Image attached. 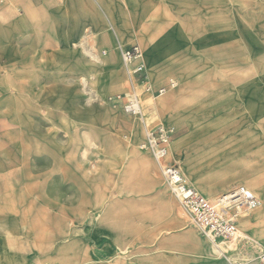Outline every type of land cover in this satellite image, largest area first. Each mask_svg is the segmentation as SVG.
<instances>
[{
    "label": "rangeland",
    "instance_id": "obj_1",
    "mask_svg": "<svg viewBox=\"0 0 264 264\" xmlns=\"http://www.w3.org/2000/svg\"><path fill=\"white\" fill-rule=\"evenodd\" d=\"M262 4V0H240L239 3L222 0L218 7L210 4L206 10L211 18L216 14L217 25L190 23L192 29H223L227 35L216 47L220 56L216 66L203 62L192 86L182 93L183 97L195 93L210 99L213 104L212 92L216 90L227 94L224 97L230 100L235 97L231 93L244 87L247 78L251 77L253 85L258 86L257 78L264 76V70L253 69L247 64L239 29L242 26L246 32H252L255 40L262 39ZM84 7L82 5V9ZM95 8L100 13L96 5ZM231 12H234L232 23L237 32L234 40L228 35ZM234 41L240 46L235 48ZM80 50L86 51L85 48ZM62 62L61 75L51 78V83L41 85L58 97L79 88L87 102L90 89L82 83L80 75L70 71L68 62ZM170 78L177 80L178 87L169 93L181 85L178 77ZM127 85L125 80L121 90L104 96L108 107L121 114L114 119L102 111L103 124L98 127L102 133L100 148L92 145L95 136L90 124L80 122L73 126V116L61 110L62 115H53L54 109L40 98L44 89L39 85L30 89L28 100L22 101L21 95L14 100L16 112L26 111L28 117L16 116L15 120L7 117L3 121L0 118V264H230L226 256H221L204 241L190 217L172 198L150 152L142 147L137 149L149 155L150 166L135 161L136 156L128 154L129 149L122 154L118 152V142L129 140L131 123L125 121L129 118L121 108L110 103L108 97L124 92ZM91 101L92 105L102 106L94 93ZM152 101L155 99L143 101L145 115L148 123L159 124V117L147 107L153 104ZM3 104L6 108L9 105L8 102ZM175 130L177 138L188 132V126L179 124ZM125 135L129 136L127 140ZM262 151L259 149L254 153L250 166L237 159L217 166L216 172L248 177L247 170L257 167ZM244 158L239 161L246 160ZM184 176L197 188L194 183L197 181L193 182L185 173ZM216 182L217 179L197 183L210 191ZM236 185L251 189L239 180L211 193L197 189L209 198H215ZM172 205L176 211L175 219L169 214ZM253 211L243 213L240 218ZM103 228L117 234L113 247L108 241L98 242ZM183 231H189V234L185 236ZM205 242L209 251L204 250ZM222 248L235 264L253 260L264 250L247 236L240 223L237 237L223 243Z\"/></svg>",
    "mask_w": 264,
    "mask_h": 264
},
{
    "label": "crops",
    "instance_id": "obj_2",
    "mask_svg": "<svg viewBox=\"0 0 264 264\" xmlns=\"http://www.w3.org/2000/svg\"><path fill=\"white\" fill-rule=\"evenodd\" d=\"M221 1L0 0V118L3 121L7 117L11 120L17 119L16 116L28 117L26 111L16 112L14 100L19 99V95L22 101L28 100L30 89L39 85L44 89L40 98L54 109L53 115L60 116L64 111L75 119L73 126L80 122L90 124L95 136L92 145L100 148L102 133L98 127L103 124L102 111L114 119L121 114L108 107L104 96L121 90L127 80L118 45L126 49L139 45L150 81L156 88L168 86L174 79L169 77H178L181 81L177 90L169 93L176 87L170 89L165 96L147 105L164 127L175 132L167 161L177 162L193 182L217 179L210 191L205 185L194 182L202 192H215L236 180L256 191L261 197L262 207L241 218L239 223L247 236L264 248V151L262 159L257 160V167L247 170L248 177L216 172L217 166L237 159L250 166L254 153L264 150V76H258L256 87L253 79L247 78L246 85L236 93L232 92L235 97L230 100L219 90L212 92L213 104L210 99L195 93L186 98L182 96L194 83L203 62L208 61L214 67L220 60L216 47L222 44L227 32L215 28L192 29L190 23L217 25L216 14L211 18L206 10L210 4L218 7ZM232 2L239 3L240 0ZM82 5L85 6L83 9ZM231 15L228 35L234 40L237 36L232 23L234 12ZM239 32L247 64L253 69L264 70V34L261 40H255L246 28L241 26ZM234 45L235 48L240 46L236 41ZM62 61L68 62L70 71L80 75L82 83L90 89L87 102L79 88L58 97L41 85L51 83V78L61 75ZM93 93L98 96L101 107L92 105ZM4 102H8L7 108ZM125 116L129 118L125 121L131 123L130 137L126 143L118 142V152L122 154L129 149L127 152L136 156L135 161L150 166L149 155L137 151L145 141L140 120ZM179 124L187 125L188 132L176 138L175 127ZM244 157L246 160L239 161ZM169 211L171 218L175 219L173 205ZM188 234L189 231H183V235ZM114 236L117 234L103 228L98 242L108 241L113 247ZM202 238L210 244L205 237ZM206 242L203 243L204 250L209 251ZM119 250L123 251V248Z\"/></svg>",
    "mask_w": 264,
    "mask_h": 264
},
{
    "label": "built area",
    "instance_id": "obj_3",
    "mask_svg": "<svg viewBox=\"0 0 264 264\" xmlns=\"http://www.w3.org/2000/svg\"><path fill=\"white\" fill-rule=\"evenodd\" d=\"M118 50L128 85L124 92L109 96V102L121 108L126 115L139 118L145 135L142 149L150 152L170 194L190 217L198 234L227 257L222 244L237 237L241 215L258 209L262 205L261 199L245 185H236L215 198H209L186 180L177 163L166 161L168 146L175 132L166 129L161 123H148L143 101L147 97L156 99L163 96L175 88L177 82L170 80L168 86L156 88L150 81L142 48L134 45L126 49L118 45ZM128 137L125 135L124 139ZM251 262L264 264V250Z\"/></svg>",
    "mask_w": 264,
    "mask_h": 264
},
{
    "label": "bare ground",
    "instance_id": "obj_4",
    "mask_svg": "<svg viewBox=\"0 0 264 264\" xmlns=\"http://www.w3.org/2000/svg\"><path fill=\"white\" fill-rule=\"evenodd\" d=\"M143 57H144V54H143ZM98 59V58H97ZM127 78V77H126ZM171 80H174V79H171ZM172 89H174V88H172ZM168 93V92H167ZM166 93V94H167ZM166 94H164L163 96H165ZM163 96H161V97H163ZM161 97H159V98H161ZM159 98H156L155 100H157V99H159ZM145 99H151V98H145ZM144 99V100H145ZM128 116V115H127ZM129 117H131V116H129ZM132 118H134V117H132ZM167 129V128H166ZM173 140V139H172ZM172 140H171V142H172ZM170 142V143H171ZM143 145V144H142ZM142 145H141V147H142ZM168 154H169V146H168ZM168 154H167V156H168ZM167 156H166V161H167ZM168 162V161H167ZM169 163H171V162H169ZM262 207V205L259 207V208H261ZM258 208V209H259ZM258 209H256V210H258ZM254 212V211H253ZM240 220H241V218L239 219V222H240ZM240 237V236H239ZM218 252V251H217ZM219 253V252H218ZM221 254V253H220ZM221 256H223V254H221ZM226 260H228V262L230 263V264H235L236 262H234L231 258H229V256H227L226 257ZM250 262V261H249ZM242 264H245V263H242Z\"/></svg>",
    "mask_w": 264,
    "mask_h": 264
}]
</instances>
